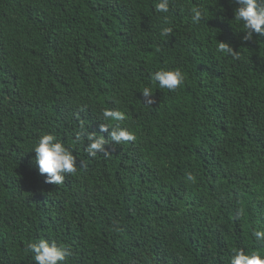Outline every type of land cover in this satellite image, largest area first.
<instances>
[{
    "label": "trees",
    "instance_id": "16d2710c",
    "mask_svg": "<svg viewBox=\"0 0 264 264\" xmlns=\"http://www.w3.org/2000/svg\"><path fill=\"white\" fill-rule=\"evenodd\" d=\"M158 2L0 0V264H35L26 247L40 238L69 248L65 264L264 254L252 236L264 229V36L242 41L231 0H169L168 13ZM194 6L206 13L198 24ZM161 68L184 84L159 88ZM105 108L124 111L136 139L101 133L109 154L92 157L84 134L116 123L100 119ZM43 133L77 158L61 184L35 166Z\"/></svg>",
    "mask_w": 264,
    "mask_h": 264
},
{
    "label": "clouds",
    "instance_id": "9594fccd",
    "mask_svg": "<svg viewBox=\"0 0 264 264\" xmlns=\"http://www.w3.org/2000/svg\"><path fill=\"white\" fill-rule=\"evenodd\" d=\"M234 8V20L236 26L243 33V42H255L254 38L264 36V0H231ZM156 11L161 13L169 12V0H159L156 4ZM205 10L194 6L191 9V21L198 24L204 20ZM172 33L171 27H165L161 35L168 36ZM217 50L228 56L236 57L233 47L225 42H218ZM151 81L158 84L159 88L175 91L184 84L185 75L180 69L161 68L153 72L150 76ZM143 104L151 107L157 103L150 86L143 87L141 92ZM100 119L112 124L109 128L108 123L100 124V131L87 132L84 135L87 140L85 151L89 156L95 157L97 153L108 155V139L101 134L109 133L111 141L115 144L121 142L134 141L135 134L127 127H121L120 122L125 121L126 113L118 109L105 108L102 110ZM110 130V131H109ZM81 135L77 134L75 139L81 140ZM31 152L35 154L34 163L41 175L46 174L45 183L61 184L66 174H74L77 171V158L57 137L51 133L41 134L33 144ZM187 181L195 183V176L192 173L187 174ZM253 238L264 245V229L254 230ZM26 251L32 254L35 264H65L70 256V250L66 245L58 244L55 241L40 238L32 240L27 244ZM228 264H264V254L259 251L246 253L244 249H235L228 261Z\"/></svg>",
    "mask_w": 264,
    "mask_h": 264
}]
</instances>
